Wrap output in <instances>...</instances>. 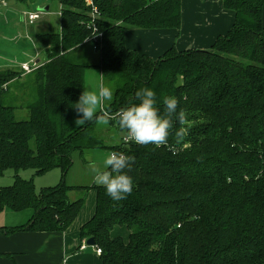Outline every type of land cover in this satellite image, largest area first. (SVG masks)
<instances>
[{
    "label": "trees",
    "instance_id": "16d2710c",
    "mask_svg": "<svg viewBox=\"0 0 264 264\" xmlns=\"http://www.w3.org/2000/svg\"><path fill=\"white\" fill-rule=\"evenodd\" d=\"M57 1L60 31L36 34L46 61L28 74L0 69V176L17 172L12 185L0 187V210L34 212L0 235L66 231L94 189L95 211L80 237H94L103 264H264V0H223L235 12L227 34L210 48L172 47L157 59L128 48L125 32L180 28L182 0H94V21L85 0ZM100 33L98 66L113 91L111 112L139 103L135 92L149 87L161 112L164 96L178 99L185 138L177 143L170 135L160 147L112 145L111 152L135 157L133 191L122 201L96 184L62 181L38 192L21 169L67 173L75 151L104 146L98 124L78 127L72 107L93 66L81 48ZM18 109L26 119L16 117ZM73 190L84 194L71 200ZM117 226L129 230L128 240L112 236Z\"/></svg>",
    "mask_w": 264,
    "mask_h": 264
},
{
    "label": "crops",
    "instance_id": "0c3cea01",
    "mask_svg": "<svg viewBox=\"0 0 264 264\" xmlns=\"http://www.w3.org/2000/svg\"><path fill=\"white\" fill-rule=\"evenodd\" d=\"M262 19L264 24V7ZM234 21L235 12L225 8L223 0H182L180 28L128 29L125 32L126 45L154 59L172 47L178 50L207 49L213 45L218 36L229 32ZM60 29L61 21L59 29L53 32ZM45 61L46 54L43 46L40 42L36 46L32 43L23 52L17 65L0 62V69L21 68L24 63L31 66L40 65ZM90 196L89 202L84 205L75 222L66 231H18L10 235L1 234L0 264H103L96 246L81 249L83 241L87 239H81L80 228L95 211L96 191L94 189L91 190ZM31 217L26 218L23 223L9 225H24ZM117 227L112 231V236L115 231L120 234L117 236L123 235L126 227ZM128 238L129 236L126 240Z\"/></svg>",
    "mask_w": 264,
    "mask_h": 264
},
{
    "label": "rangeland",
    "instance_id": "374dc122",
    "mask_svg": "<svg viewBox=\"0 0 264 264\" xmlns=\"http://www.w3.org/2000/svg\"><path fill=\"white\" fill-rule=\"evenodd\" d=\"M49 6V10H43ZM41 9V10H40ZM43 10V11H42ZM60 4L57 0H7L5 4L0 5V62L12 63L17 65L23 52L33 43V46L39 45L36 38L37 33L53 32L59 29L61 15ZM29 13H40V17L33 24L29 22ZM128 30V29H127ZM32 31V32H31ZM31 36V38L29 37ZM32 41V43H31ZM200 49V48H198ZM84 56L82 59L93 65L86 70L85 82L86 88L94 89L102 81L105 86L109 83L104 78L99 68L100 54L91 43H86L81 48ZM17 82V80L13 81ZM110 88V87H109ZM111 89V88H110ZM15 87H10V92H14ZM27 111L18 109L16 117L26 119ZM126 131L118 127L111 128L109 125H99L96 127V134L103 139L104 146L85 149L84 151H75L73 153V165L64 173L61 168H53L45 173L38 174L33 168L21 169L18 174L23 179L32 180L36 191L40 192L44 187L56 186L62 181L68 185H93L92 167L103 168V158L111 152V146L119 144L123 140ZM17 172L14 169H8L4 175L0 176V187L9 186L14 183ZM93 190V189H91ZM87 193L86 203L90 200V192ZM84 194L83 190H73L69 193L71 200H75ZM33 210L13 211L6 209L0 210V229L9 224L23 223L26 218L33 215ZM117 228H121L118 226ZM117 228L115 230H117ZM123 238L127 239L129 230L124 228ZM120 235L117 231L113 236ZM89 246V245H88ZM87 246V247H88ZM92 248V246H89Z\"/></svg>",
    "mask_w": 264,
    "mask_h": 264
},
{
    "label": "clouds",
    "instance_id": "9594fccd",
    "mask_svg": "<svg viewBox=\"0 0 264 264\" xmlns=\"http://www.w3.org/2000/svg\"><path fill=\"white\" fill-rule=\"evenodd\" d=\"M112 98L113 91L102 81L94 89L84 88L78 101L72 105L77 113L75 124L80 127L95 121L99 125H108L110 121H116L121 130H126V141L144 146L167 145L169 136L173 134L177 143L185 138L186 113L184 109L177 111L179 101L176 97L164 96L161 112L155 91L149 87L140 88L135 92L139 103L130 102L128 107L121 108L115 114L108 106ZM176 123L180 125L179 128H175ZM134 162V156L112 151L103 158L102 169L92 167L93 182L103 186L106 195L113 201H122L133 191L134 181L128 172Z\"/></svg>",
    "mask_w": 264,
    "mask_h": 264
},
{
    "label": "built area",
    "instance_id": "2783aa9c",
    "mask_svg": "<svg viewBox=\"0 0 264 264\" xmlns=\"http://www.w3.org/2000/svg\"><path fill=\"white\" fill-rule=\"evenodd\" d=\"M86 1V4L88 6H90L92 8V11H91V14H92V17H93V21L95 20V17L97 14H99V11H98V8L95 4V1L94 0H85ZM6 3V0H0V5L1 4H5ZM40 17V13H29L28 15V19H29V22L31 24H33L35 22L36 19H38ZM102 38V33L100 34H94L93 36L89 37L85 42L86 43H91L93 48L98 51L100 46H99V42ZM39 65L38 64H33V66H31L30 64L28 63H24L21 65V69L24 71V74H28L30 73L33 69L37 68ZM126 131V130H125ZM127 135V132L125 133V135L123 136V140H122V143L124 144H130L131 141H126L125 140V136ZM87 243H86V240L83 241L82 245H81V249H86L87 248ZM96 251L98 254H101L102 253V250L98 247H96Z\"/></svg>",
    "mask_w": 264,
    "mask_h": 264
},
{
    "label": "water",
    "instance_id": "95a60500",
    "mask_svg": "<svg viewBox=\"0 0 264 264\" xmlns=\"http://www.w3.org/2000/svg\"><path fill=\"white\" fill-rule=\"evenodd\" d=\"M48 6H46V7H44L43 8V10H48ZM42 10V11H43ZM86 243H87V245H89V246H96V241H95V239H94V237H90V238H88L87 240H86Z\"/></svg>",
    "mask_w": 264,
    "mask_h": 264
}]
</instances>
